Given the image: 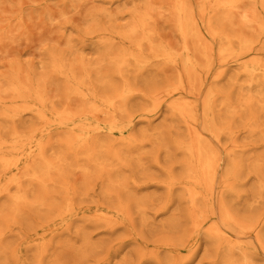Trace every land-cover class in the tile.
Wrapping results in <instances>:
<instances>
[{"label": "bare ground", "instance_id": "obj_1", "mask_svg": "<svg viewBox=\"0 0 264 264\" xmlns=\"http://www.w3.org/2000/svg\"><path fill=\"white\" fill-rule=\"evenodd\" d=\"M232 6V0H208L202 10L208 15L206 28L218 43L223 65L230 63V55L241 65L242 55L252 41L228 28ZM172 10L174 28L181 39L178 47L166 41L155 27H150V15L137 9L128 27L112 29L121 39L117 48L109 38L99 43L103 49L102 60L110 63L108 68H93L84 60L79 65L68 64L64 58L50 57L49 70L63 77L61 108L53 103L42 80L35 74H29L25 80L17 74L11 75L9 84L15 101L5 104L0 99L3 106L0 110V202L5 200L0 203V264H61L64 258L65 262L82 264L96 253L85 231L79 233L80 244L60 239L71 226L74 215L87 207L84 201L77 199L81 196L79 188L66 177L59 179L65 174L63 164L68 156L74 157V161L83 158L92 163L94 171H89L87 165L82 166L86 175L97 174L103 181L102 193L107 201L96 204V210L103 214L93 219L106 225L116 219L129 232L134 230L139 217L134 215V207L142 199L126 189L128 185L114 160L122 161L132 151L138 141L133 128L138 119L146 115L144 110L137 114L127 106L136 91L135 84L144 77L149 81L150 76H161L167 69H173L178 72L174 79H168L166 88L170 94H180L187 80L194 86L192 77L211 69L214 60L212 47L201 35L190 2L175 0ZM258 21L264 31V14ZM241 75L246 79H241ZM74 98L82 101V105L72 110ZM184 104L180 99L168 104L177 133L171 131L166 148L171 156H179V159L177 168L166 170L165 184L170 192L176 187L181 189L180 199L188 226L185 237H160L155 245L168 246L170 253L197 245L202 225L216 218L217 201L224 227L216 222L207 231L214 262L254 264L252 258H256V253L250 246L238 242L255 238L264 248V216L246 219L242 211L255 197V201L264 205V154H251V145L240 142L239 131L246 129L252 136L259 133L264 136L259 121L264 114V63L259 60L246 63L232 78L230 87L217 85L210 89L204 103L203 131L196 127L193 108H186ZM247 111L251 116L247 121L242 119L243 125L238 128L235 119L240 117L241 120ZM26 114L34 119L24 120ZM56 128L62 129L63 134L59 137L58 154L53 158L51 140ZM142 135L163 142L162 136L160 139L148 131H143ZM212 137L219 142L227 141L224 160L213 146ZM62 148L67 156L60 159ZM248 161L250 165L245 167ZM250 172H255L258 181L250 193L243 195L239 190L240 182ZM51 181H54L52 186ZM118 187L125 192L115 195L118 202L114 204L112 190ZM143 211L141 207L137 209L141 220ZM81 218L93 220L90 215H81ZM167 223L171 231L179 224L173 217ZM19 224V241L13 247L7 237ZM117 255L110 253L107 264ZM127 260L125 255L122 261L112 264H127Z\"/></svg>", "mask_w": 264, "mask_h": 264}, {"label": "rangeland", "instance_id": "obj_2", "mask_svg": "<svg viewBox=\"0 0 264 264\" xmlns=\"http://www.w3.org/2000/svg\"><path fill=\"white\" fill-rule=\"evenodd\" d=\"M174 1L0 0L1 101L5 104L15 101V95L9 84L11 75L17 74L25 80L29 74H35L37 79L42 80L53 103L59 108L63 107L60 106L64 95L63 77L49 70L50 57L54 56V59L59 60L64 58L68 64L79 65L84 60L93 68H108L110 63L102 60L103 49L99 43L104 38H109V41L117 48L121 44V39L112 33V29L128 27L133 22L134 11L137 9L150 15V27H155L166 41L178 47L181 39L174 28L175 20L172 10ZM187 1L190 2L198 20L201 35L212 47L214 60L211 69H204L192 77L194 86L187 80L186 87L180 94H170L166 88L168 79H174L178 72L173 69H167L161 76H150L147 78L150 79L149 81L144 77V80H139L135 84L136 91L130 97L127 106L137 114L144 110L146 115L140 119L137 118L138 121L133 128L132 133L138 136V141L135 142L134 147L132 146V151L122 161L114 160L128 185L126 189L137 193V196L142 199L141 203L134 207V215H139L135 221L134 230L129 232L116 219L111 225L93 219L103 214L96 210V204L107 200L102 193L104 184L97 177L99 175L94 174L90 177L86 175V170L82 167L87 165L89 171H94L92 163L86 162L83 158V160L74 161L72 159L74 157L68 156V160L63 164L65 174L59 179L62 181L66 177L69 183L78 187L81 196L77 199L84 201L87 207H91L90 209L82 207L72 218L71 226L60 235L61 242L75 243L77 241L76 244L81 243L79 237L81 231L89 235L96 247V253L82 264H107L110 253L118 255L109 264L122 261L125 255L128 257L127 264H216L214 251L210 247L207 236L208 229L214 223L217 222L222 228L224 227L216 200L214 208L216 218L202 225L199 231L200 241L197 245L192 248H183L176 253H170L168 246L157 247L155 245V240L160 237L173 236L178 239L185 237V229L188 226V220L184 216V203L180 199L181 189L176 187L170 192L165 184V180L168 179L166 170L169 167L177 168L179 159V156H171V152L166 148L171 131L177 133L176 121L170 113L168 104L177 99L184 101L186 108H193L194 120L198 123L196 127L204 130V103L210 89L217 85L220 88L230 87L232 78L246 63L254 60L264 63V31L260 29L258 21L264 14V0H232L233 6L230 9L232 21L228 23V28L252 40L248 50L242 55L241 65L234 61L233 55L229 56L230 63L227 65L221 63L218 43L206 28L208 15L202 12L208 0ZM241 79H246V77L241 75ZM115 80L119 81V78ZM81 105L82 101L74 98L71 102V109H78ZM2 107L0 105V110ZM250 116L251 113L247 111L243 117L241 116V120L240 117L236 118L237 127H242V119L247 121ZM23 119L29 121L34 117L26 114ZM259 121L262 124L260 128L264 129L263 113ZM143 131L155 134L160 139L162 136L163 142L152 140L154 138L150 135L149 138L143 137ZM62 134V129H54L51 140L53 158L60 149L59 137ZM210 140L224 160L227 141L224 139L219 142L215 137ZM239 140L251 145V154H255L254 152L264 154V136H261V133L252 136L246 129H241ZM61 152L60 159L66 158L67 155L63 148ZM250 162H246L245 167L250 165ZM221 164H224V161ZM53 176L57 177L55 174ZM257 181L258 176L255 172L246 173L240 182V192L243 195L250 193V189L256 185ZM53 182H50V186ZM122 189L118 187L112 190L114 204L118 202L115 195L120 191L125 192ZM255 198L250 201L253 208L249 205L242 209L246 219L249 217L259 219L262 215L264 216V205L255 201ZM1 201L0 203H3L5 200ZM140 207L144 210L142 220L140 214L137 213ZM81 215H90L93 220L82 219ZM171 217L179 222L174 231H171V226L167 223ZM14 228L7 237L13 247L19 241L21 233L20 224ZM239 241V244L250 246L256 253V258H252L254 264H264V248L255 238L248 237ZM72 263L74 262H65L64 258L61 264Z\"/></svg>", "mask_w": 264, "mask_h": 264}]
</instances>
